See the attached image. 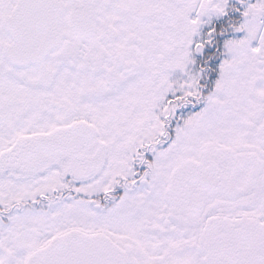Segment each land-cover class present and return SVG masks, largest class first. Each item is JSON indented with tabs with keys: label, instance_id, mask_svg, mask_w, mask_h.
<instances>
[{
	"label": "snow or ice",
	"instance_id": "snow-or-ice-1",
	"mask_svg": "<svg viewBox=\"0 0 264 264\" xmlns=\"http://www.w3.org/2000/svg\"><path fill=\"white\" fill-rule=\"evenodd\" d=\"M0 264H264V0H0Z\"/></svg>",
	"mask_w": 264,
	"mask_h": 264
}]
</instances>
